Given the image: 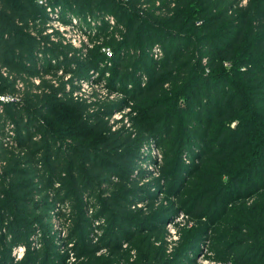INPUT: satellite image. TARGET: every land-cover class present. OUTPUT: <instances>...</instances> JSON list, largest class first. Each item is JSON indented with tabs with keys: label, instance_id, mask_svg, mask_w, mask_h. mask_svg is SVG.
Segmentation results:
<instances>
[{
	"label": "trees",
	"instance_id": "1",
	"mask_svg": "<svg viewBox=\"0 0 264 264\" xmlns=\"http://www.w3.org/2000/svg\"><path fill=\"white\" fill-rule=\"evenodd\" d=\"M240 1L0 0V264H96L99 252L127 254L158 234L160 218L133 212L151 173L143 164L198 219L189 243L157 264L195 261L187 246L224 222L235 239L215 246V261L264 264V0ZM54 21L89 43L75 47ZM91 70L113 71L119 103L75 95ZM119 108L137 133L110 124ZM232 190L234 206L210 221Z\"/></svg>",
	"mask_w": 264,
	"mask_h": 264
},
{
	"label": "rangeland",
	"instance_id": "2",
	"mask_svg": "<svg viewBox=\"0 0 264 264\" xmlns=\"http://www.w3.org/2000/svg\"><path fill=\"white\" fill-rule=\"evenodd\" d=\"M247 4V0H241L238 7H244ZM110 21L112 23L116 22V18L114 16H109ZM71 24V23H70ZM53 28V31H56L58 29L63 33V36L66 39H70L71 42L74 43V46L81 47L84 44L89 43V39L86 38L85 32L81 29L75 27V29H68V27L65 24H62L59 21H54L52 24H50ZM51 29H49V32H52ZM85 35V36H84ZM81 40V41H80ZM101 52H104V60L110 59V56L113 55V51L110 48V46H102ZM109 57V58H108ZM106 61H103L102 63L106 64ZM110 64V62L107 63V65ZM229 63H227L228 65ZM211 70L209 68L204 69L205 75H208ZM108 74L105 75V78L102 77L101 72H96L95 70H91L90 77H88L87 80H83L80 83L81 90L80 92H77V96L87 98L88 102L94 101V100H107V104L110 105V103L118 102L123 99L122 95L116 94L113 92L107 84H109V78L113 71L108 70ZM104 78V79H102ZM100 79H102L100 81ZM230 84V82H229ZM225 85L222 86L221 92L224 93L225 91ZM182 101H185L184 98ZM95 108V106H94ZM209 111V109H208ZM216 113L219 112V108L217 107L214 109ZM218 111V112H217ZM128 110L119 108L115 109L112 113V116L109 118L110 124L114 126V129L123 128L128 130H132L133 134L137 133L139 129L136 127L134 128V122H131L132 120H129L127 117ZM56 113V112H55ZM122 116H124L122 118ZM138 114L134 115V117ZM205 116V115H204ZM123 119L124 121L120 124H117L115 121L118 119ZM205 123H209L208 120H204ZM195 123V124H194ZM235 121L231 123V126L235 125ZM196 122H193L192 125H196ZM198 129H201V131L204 132V128L202 126H197ZM215 128V127H214ZM218 131V127H216L211 132L212 134H215L214 132ZM179 129H175V133H177ZM228 141V138L226 139ZM152 155L156 156L157 160L159 162L163 161V149H157L156 147L154 150L151 151ZM192 159V158H191ZM190 157L188 158V161L186 164L192 168L196 164V160L198 158H195V164L193 159L191 160ZM183 160L184 159L183 157ZM142 168L148 167V170L151 171L152 174H156L155 176H150L151 173L144 172L143 178H140V181L138 184L142 186L143 188L140 190L139 198L142 199L141 202L138 204L136 209H134L133 212L138 214V209H145L144 211H148L147 214L156 215V218H160V221L163 222L162 226L160 227L159 233H149V236H139L138 238L134 239V241L127 245L126 248L130 250L127 254H121L114 256L111 252H99L96 254V264H157L162 258H165L166 256L172 257L175 251L178 247H181L182 245L188 244L189 241L195 236L196 228L198 227L197 218H193L187 211L183 210L180 207L179 202H175V197H172V188L174 184H165V182L161 179L159 181V184L155 182L156 179L160 178L157 174L158 166H155V164H151L146 166L143 164L141 166ZM192 170H190L191 172ZM190 172H188L189 178L185 177L183 184L178 187V190L183 192H188L189 184L191 182ZM149 174V175H148ZM192 176V175H191ZM248 177V176H247ZM246 179V176H245ZM246 183H252L247 179L245 180ZM160 185V186H159ZM189 190H193V188L190 187ZM197 188L194 187V191H196ZM235 190H232V193L225 194L223 197L220 196L219 203L217 202L213 206V213L211 211L208 216H210V221L213 219H216V223H221V220H219L220 213H223V215L226 213L227 208H232L233 202L230 203L228 199L233 196ZM246 193V190L244 191ZM187 198V196H184ZM147 198H150L152 201L150 203H146ZM184 198V199H185ZM244 199V196H243ZM248 196L245 197V200H248ZM253 198L249 199V202H251ZM228 201V202H226ZM217 214V215H216ZM229 215V214H228ZM227 217V214L225 215ZM208 218V217H207ZM209 219V218H208ZM225 222L220 226V230L218 231L215 228H212L207 234L200 235L196 240L195 249L192 250L188 246L185 251H187L188 258H194L190 260H185V264H224V262H216L218 260V255L216 252L215 246L218 245H227V243L231 244L234 241L235 236L231 231L228 230V227L224 225ZM224 225V226H223ZM223 227V228H222ZM218 228V227H217ZM216 230V231H215ZM224 232L227 233V236L224 235ZM24 247H20L18 249H15L18 253L17 259H21V256L23 254ZM134 252V255L132 254ZM134 259L133 262H131V258ZM74 260L71 259V262ZM216 260V261H215ZM176 261V260H175ZM178 264V262H175V264ZM183 263V264H184Z\"/></svg>",
	"mask_w": 264,
	"mask_h": 264
},
{
	"label": "built area",
	"instance_id": "3",
	"mask_svg": "<svg viewBox=\"0 0 264 264\" xmlns=\"http://www.w3.org/2000/svg\"><path fill=\"white\" fill-rule=\"evenodd\" d=\"M68 27V29H75V24L74 23H71V24H67L66 25ZM85 36V35H84ZM81 41V40H80ZM73 43V42H72ZM74 44V43H73ZM21 86V85H20ZM75 95H77V93H75ZM2 99H5L4 96H1ZM127 245H124V247H126ZM132 254L134 255V252H132Z\"/></svg>",
	"mask_w": 264,
	"mask_h": 264
}]
</instances>
